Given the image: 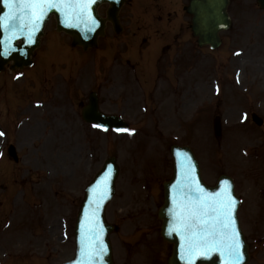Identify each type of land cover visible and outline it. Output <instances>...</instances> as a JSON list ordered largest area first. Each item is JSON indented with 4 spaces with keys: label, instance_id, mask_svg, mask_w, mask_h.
<instances>
[{
    "label": "rangeland",
    "instance_id": "obj_1",
    "mask_svg": "<svg viewBox=\"0 0 264 264\" xmlns=\"http://www.w3.org/2000/svg\"><path fill=\"white\" fill-rule=\"evenodd\" d=\"M151 1L129 0L122 13L125 34L114 36L110 31L108 38L102 41L100 49L87 52V56L83 52L71 53L68 38L56 33L53 20L47 29L44 50L42 49L39 55L38 69L17 73L7 70L5 74H0V84L3 80L9 83L5 87V93L14 105L13 107L11 104V108L5 112V116L10 117L11 122L14 121L8 124L10 128L4 126L9 133L0 127V131L6 135L4 136L6 138H0V153L4 158L0 163V262L2 264H61L72 258L74 251L72 229L84 197V190L110 155H116L120 164L116 195L107 209L108 221L117 228L112 236L116 264H167L171 245L161 238V221L157 219V209L163 200L162 184L172 174L169 151L172 144L192 146L202 164L204 177L212 184L224 170L226 163L223 162V157L229 159L233 156L236 158L241 156V153L233 149L228 138L233 139L236 136L244 138L252 135L253 138L249 139L251 144L259 145L256 148L246 145V149L249 152L259 151V155L249 158L242 156L241 162L250 159L264 160V152H262L264 128L240 129L239 122L242 114L245 113L244 108L240 111L226 109L222 118L224 131L221 139L214 137L212 121L203 125L206 122L205 117L211 116L207 105L218 104L219 97L214 95L213 85L221 86L225 95L229 88L230 91L237 90L242 93L243 86L250 91L251 99L258 100L264 108V11L260 10L255 0H232L230 12L234 21L233 27L223 34V45L215 51V56L220 59L226 55L232 57L234 55L232 65L231 60L230 66L229 63L226 64L224 58V63L219 64L216 73L208 75L207 78V74H203L202 71H206L207 62L211 58L213 60L214 52L208 49L196 51L195 47L183 48L190 51L191 58H194L193 55L196 53L198 67L202 70L198 72L201 76L198 79V88L193 92L195 96H199V99L194 103L187 97L180 107L179 120L174 123V119H171V122L166 124L169 126L167 129L164 127L167 121L164 117L159 120L157 116L145 117L141 114L137 117L138 124H135L136 129L132 135L105 133L84 127L76 108V101L81 100L82 96L74 93L75 82L69 78L62 77L60 83L56 84L47 82L49 85L44 89V100L36 103L40 101L44 81L47 78L49 80L56 78L57 82V76L62 74V69L68 67L71 62L85 63L102 54L104 60L110 63L112 56L108 54L111 49L109 46L106 47L108 43H105L110 41L108 39L117 42L119 59L125 57L131 46L130 43L127 44L128 48L122 45L130 36L136 41L143 38L142 46L137 47L138 54L135 59L141 51H146L148 54L155 51L152 48L153 44H150L154 39L161 41L162 33L157 26L158 33L148 34L149 22L156 21L150 18L154 11H151L147 17L145 14V11L151 7ZM171 3L174 21L178 19V22H188V18L183 15L186 1L176 0L175 3ZM106 8L105 6L102 9V13ZM244 60L248 61L247 64H243ZM121 63L119 60L116 65L120 66ZM89 72L90 69L87 70V73ZM224 73L226 77L230 74L231 82L224 77ZM32 74H35L36 81L29 83ZM233 76L236 80H233ZM108 77L110 75H102L97 79H101L100 83L106 85L101 91L103 109L110 113L114 101L111 96L113 92L110 89L111 85L105 83V81L112 83L111 78L105 80ZM86 80L85 86L88 90L92 81L90 77H83V85ZM34 83L37 85H31ZM115 87L118 88L120 85ZM87 90L83 89V91ZM37 95L38 98L34 102H29V98H35ZM230 102L242 107V104L235 101L234 96L230 98ZM262 111L264 109L260 112ZM131 118L135 119V116ZM154 119L156 122L160 121L163 128L162 132L156 133V137L155 133L147 131L148 127L155 123ZM187 120L190 122L187 123ZM0 124L4 125L1 111ZM247 125L248 122L242 127ZM234 126H238L236 131ZM213 141L216 143V152L210 144ZM223 143L226 154L223 152ZM9 144L17 147L20 157L18 163L13 162L12 159H5ZM212 160H215V164ZM231 171L234 173V170ZM260 171L264 175V166ZM242 177L245 181L247 179V183L248 177L251 176L246 173L236 175V180L239 179V184L243 188L242 193H245L240 218L251 250L248 264H264V201L258 214V209L255 210L253 205L254 198L249 191L248 183L244 184ZM4 188H9L7 194L4 193ZM11 188L18 190L15 194L19 205L16 203L15 206L13 198L10 200L8 198ZM20 189H25L26 193L23 190L19 191ZM29 193L33 197V204L28 201ZM6 198L12 209L7 214L3 211L7 204ZM17 206L20 211L16 216L12 212ZM35 230L38 233L37 237L34 235ZM66 237L68 240H65Z\"/></svg>",
    "mask_w": 264,
    "mask_h": 264
},
{
    "label": "snow or ice",
    "instance_id": "obj_2",
    "mask_svg": "<svg viewBox=\"0 0 264 264\" xmlns=\"http://www.w3.org/2000/svg\"><path fill=\"white\" fill-rule=\"evenodd\" d=\"M95 3L97 0H3L7 11L0 16V28L7 35L0 42L4 46L0 56L16 51L12 46L15 39L23 38L28 45L36 43V34L52 10L60 14L65 27L83 26L87 33L95 31L99 26L92 14ZM21 52L24 54L23 50ZM246 119L247 113L242 116V120ZM92 127L105 133L110 131L103 123H93ZM111 130L128 135L135 132L121 127ZM4 136L5 133L0 131V138ZM176 155L181 158V179L173 186L167 233L180 237V258L184 264H197L198 260L216 256L220 258V264H246L245 242L237 216L241 201L234 195V183L224 179L219 182L217 191L209 192L197 179L195 165L188 154L178 152ZM112 171L109 166L101 180L90 189L88 207L80 224L78 258L73 264H103L109 252L98 214L109 195Z\"/></svg>",
    "mask_w": 264,
    "mask_h": 264
},
{
    "label": "water",
    "instance_id": "obj_3",
    "mask_svg": "<svg viewBox=\"0 0 264 264\" xmlns=\"http://www.w3.org/2000/svg\"><path fill=\"white\" fill-rule=\"evenodd\" d=\"M197 0H191V4L189 7V13H191L194 18H193V28H194V33L195 35H198L200 37V41L203 43H209L211 44L212 47H217L219 45V37L218 33L220 30L228 29L231 20L229 18V15L227 13V7L229 4L228 0H214L215 3L211 4L210 7L213 9L216 14H214V20L212 24H210L206 29L200 28V25L204 19L198 18L195 13H199L201 15V11L203 9L202 6H200V2L197 4ZM126 0H97V3L92 5V14L96 17V19L99 22V26L95 29V31L91 33H87L83 26L80 28H69L65 27L63 23H61V18L60 14L56 12L55 10H52L49 12L48 16L46 17L44 23L42 24L40 31L36 34V43L32 45H28L24 42L23 38H18L12 41V46L16 49V51L11 52L8 56H0V71L4 70L5 65L9 64L10 62H13V65L11 66V69H22L26 66L32 65V55L34 50L39 46L41 37L43 35V29L50 19L51 16H55L56 21H57V29L59 32L64 31L67 34H69L72 39H73V45H80L84 47V49H88L89 47H95L97 46V39L99 36L104 35V29H105V23L106 20H109L113 23L115 29L117 31L121 30L120 25H119V13L123 5L125 4ZM207 2L208 5V0H203L202 4L204 5ZM260 3L262 7L264 8V0H260ZM102 4H108L109 8L107 11V18L102 19L99 14H98V8ZM202 7V9L200 8ZM7 11V9L4 7L3 0H0V16H3L4 13ZM212 15V14H210ZM209 15V16H210ZM202 16V15H201ZM208 17V16H205ZM205 24V23H204ZM199 25V26H198ZM213 32L214 35L210 34V32ZM7 34L3 31L2 28H0V42H2ZM21 41V43H19ZM3 44L0 43V52L3 51ZM23 50V53L21 52ZM83 118L85 121L89 123H103L109 126V128H117L118 126L121 125V122L117 120L114 117H108L104 116L101 114V112L98 109V99L95 94H92L90 97V102L88 106L84 109L83 112ZM181 152V153H187L188 156L191 158V161L193 165H195V175L197 179L200 181V183L204 186V188L209 191V192H215L219 188V182L228 179L226 177H222L219 179L218 183L216 186L211 187L207 185L202 177H201V172H200V167L199 164L191 151L190 148L188 147H178L174 146L172 147V156L174 158V175L172 181L166 183L164 185V205L160 208L158 217L159 219L162 220L163 226H162V236L163 238L173 244V253L172 256L169 260V264H184V261L180 258L181 253H180V244L181 240L180 237L176 234H171L169 235L167 233V227L168 224L171 220V216L169 215V209L172 207V194H173V186L177 184V181L181 179V166H180V159L178 158L176 153ZM111 166L113 169L111 176H110V184H109V195L104 201L101 210L99 212V219L101 223L104 226V240L106 244L109 247V252L108 254L104 257L103 264H113L112 259H111V246L109 242V236L110 233L113 231V227L110 226L106 220H105V210L107 205L110 203L112 200L114 194H115V182L118 177V172L119 168L116 162V158H110L108 159L102 170L99 172V174L95 177L93 182L87 187L85 191V199L84 202L81 206L77 224H76V229H75V242H76V251H75V256L74 259L66 264H73V261L78 258V253H79V239H80V224L84 220V212L88 207V199L90 196V189L96 184L98 180H101V178L104 176L105 172L107 171L108 167ZM230 180V179H228ZM231 181V180H230ZM235 195V194H234ZM239 207V206H238ZM239 225V222H238ZM240 228V227H239ZM243 240L245 242L244 236ZM244 250H245V260L246 263L249 260L248 256V246L244 245ZM215 255V254H214ZM197 264H220V258L216 256L214 259H208V260H198Z\"/></svg>",
    "mask_w": 264,
    "mask_h": 264
},
{
    "label": "bare ground",
    "instance_id": "obj_4",
    "mask_svg": "<svg viewBox=\"0 0 264 264\" xmlns=\"http://www.w3.org/2000/svg\"><path fill=\"white\" fill-rule=\"evenodd\" d=\"M202 1L203 0H197L196 1V3L197 2L198 3L200 2V6L203 7V9H202V7H200L202 9V11H201V15L202 16L198 12L195 13V14L197 15L198 18H201V19L203 18L204 19V21L201 24H199V25H200V28L201 29L202 28L206 29L210 24H212V22L214 20V17L213 16H214V14H216V12H214L213 9L210 7V5L211 4H214L215 1L214 0H208V5H207V2L203 5L202 4ZM210 14H212V15H210ZM205 16H208V17H205ZM210 34L214 35L213 32H212V30H211Z\"/></svg>",
    "mask_w": 264,
    "mask_h": 264
},
{
    "label": "flooded vegetation",
    "instance_id": "obj_5",
    "mask_svg": "<svg viewBox=\"0 0 264 264\" xmlns=\"http://www.w3.org/2000/svg\"><path fill=\"white\" fill-rule=\"evenodd\" d=\"M181 31V29H170L167 31V36H179V32ZM177 39V38H176Z\"/></svg>",
    "mask_w": 264,
    "mask_h": 264
}]
</instances>
